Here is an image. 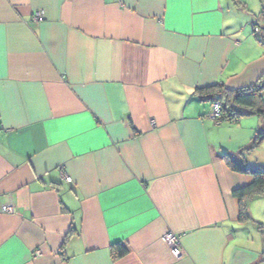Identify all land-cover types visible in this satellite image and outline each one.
<instances>
[{
  "label": "crops",
  "instance_id": "obj_1",
  "mask_svg": "<svg viewBox=\"0 0 264 264\" xmlns=\"http://www.w3.org/2000/svg\"><path fill=\"white\" fill-rule=\"evenodd\" d=\"M263 74L264 0H0V264H264L263 120L193 95Z\"/></svg>",
  "mask_w": 264,
  "mask_h": 264
},
{
  "label": "trees",
  "instance_id": "obj_2",
  "mask_svg": "<svg viewBox=\"0 0 264 264\" xmlns=\"http://www.w3.org/2000/svg\"><path fill=\"white\" fill-rule=\"evenodd\" d=\"M237 3V2H236ZM256 27V26H255ZM264 74L257 82L247 88L239 90H226L222 85L196 89L194 97L200 102L213 101L220 104V118L218 123H237L241 118L257 116L264 123ZM213 102V103H214ZM264 142V128L255 134L251 145L236 156L224 155L222 159L232 171L251 178V183L233 195L238 200L239 221H251L248 212V203L254 197L264 198V166H247L245 156L254 152ZM127 254V249L121 244L111 246L113 260L121 259Z\"/></svg>",
  "mask_w": 264,
  "mask_h": 264
},
{
  "label": "built area",
  "instance_id": "obj_3",
  "mask_svg": "<svg viewBox=\"0 0 264 264\" xmlns=\"http://www.w3.org/2000/svg\"><path fill=\"white\" fill-rule=\"evenodd\" d=\"M33 20L35 22H41L43 20L42 13L37 12L33 17ZM254 31L257 33L258 28L254 27ZM210 116L215 122L218 123V119L220 118V104L218 102L212 103ZM62 177L66 183L71 182L70 178H68L66 176H62ZM2 212L9 214V213H12L13 210H12V208H3ZM163 241L166 244V246L169 248L170 252H172L173 256L175 258H178L180 256V248H179L178 238L175 235H173L172 233H167L163 236Z\"/></svg>",
  "mask_w": 264,
  "mask_h": 264
},
{
  "label": "rangeland",
  "instance_id": "obj_4",
  "mask_svg": "<svg viewBox=\"0 0 264 264\" xmlns=\"http://www.w3.org/2000/svg\"><path fill=\"white\" fill-rule=\"evenodd\" d=\"M256 213V211H255ZM258 218V220H260L259 222L257 223H253V224H250V226H253L254 228H256L257 226L261 225V227L263 226L264 227V220H263V217H264V212H261V214H256ZM262 227V230H263V233H264V229Z\"/></svg>",
  "mask_w": 264,
  "mask_h": 264
}]
</instances>
